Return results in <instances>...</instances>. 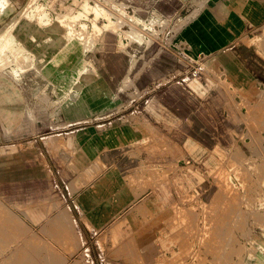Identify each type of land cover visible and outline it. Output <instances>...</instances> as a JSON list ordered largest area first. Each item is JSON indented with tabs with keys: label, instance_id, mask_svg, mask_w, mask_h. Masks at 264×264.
I'll return each mask as SVG.
<instances>
[{
	"label": "crops",
	"instance_id": "0c3cea01",
	"mask_svg": "<svg viewBox=\"0 0 264 264\" xmlns=\"http://www.w3.org/2000/svg\"><path fill=\"white\" fill-rule=\"evenodd\" d=\"M165 3L152 10L171 21L185 7L181 0ZM120 39L105 31L87 53L95 75L80 97H61L36 70L21 80L0 78V203L21 211L24 231L52 226L60 237L33 242L54 249L53 256L6 254L0 264H144L147 258L137 255L149 247L143 234L190 197L211 203L218 188L210 172L244 150V138H264L263 114L247 118L239 109L242 100L258 107L249 93L264 88V48L238 39L211 54L215 75L172 80L176 53L156 43L123 48ZM204 39L194 53L204 50ZM127 104L149 141L136 126L94 123Z\"/></svg>",
	"mask_w": 264,
	"mask_h": 264
},
{
	"label": "rangeland",
	"instance_id": "374dc122",
	"mask_svg": "<svg viewBox=\"0 0 264 264\" xmlns=\"http://www.w3.org/2000/svg\"><path fill=\"white\" fill-rule=\"evenodd\" d=\"M8 1L13 4L16 14L18 13L17 20L20 16H25L29 8L39 4V0H28L23 3L25 7L19 8L22 1ZM84 1L41 0L52 11H57L52 14L55 17L61 14V8L69 7V12L62 18L66 22L85 20L90 26L91 21L96 25H104L107 21L102 17V13ZM89 1L92 4L101 2ZM116 1L126 4L125 11L115 10L109 5L105 8L118 14L119 17L114 19L119 25L123 26L125 23L124 27L121 26L122 29H130L129 23L126 22L135 16H139L144 23H149L150 18L153 19L150 30L154 35L151 37L152 43L165 46L178 57V68L169 76L172 80L188 79L190 76L204 73L209 76L210 73L216 72L219 64L212 61L211 54L238 39H243L248 44L256 43L258 47L264 48V0H181L185 6L184 10L172 21L166 19L157 10H152L156 5L166 9L165 0ZM139 5L145 7L141 8ZM253 13L257 14L258 18L254 17ZM192 14L196 16L193 17ZM136 21L141 26L140 20L136 19ZM156 27L159 31L158 35L152 30ZM96 30L92 34L95 42L103 33L101 29ZM197 39H204L209 43L202 44L205 46L204 50L194 53ZM131 46L136 48L133 44ZM1 76L14 79L7 71L1 72L0 78ZM221 76L220 73L216 75L218 81L230 87L227 82H221ZM249 94L255 103L258 101V107L246 105L242 100L239 109L245 108L247 118L253 112H259L264 116V88L253 87ZM117 107L115 105V108ZM133 110L134 108L127 104L116 109L118 113L115 114L117 113L118 116H112V113L108 121L99 120L94 123L100 125L110 123V128L116 124H122L126 129L136 126V129L144 134L145 140L149 141L147 133L138 126ZM249 139L251 140L243 139L245 149L238 147L234 161L222 164L217 173L210 172L209 177H212L214 185L218 188L216 198L211 203L205 204L198 202L195 197H190L183 201V206L173 209L157 225L150 227L148 232L143 234L141 241H149V247L138 250L137 255L147 258L144 264H264V138L260 136ZM180 170H183L181 166L172 168L173 172ZM190 214L196 216H189ZM200 214L201 218L198 217ZM21 215V211L7 210L0 203V247L2 242L10 245L6 249L0 248V258L7 254L22 260V257L36 256L43 252L47 257L53 256L54 249L38 248L33 242L59 240V234L58 238L55 237L50 225V227L43 226L40 233L32 229L30 232L24 231ZM53 220L54 218H49L47 225H52ZM64 233L68 239L69 233L67 231ZM23 242H26L24 247H22ZM155 257L160 258L161 261L156 263L152 260Z\"/></svg>",
	"mask_w": 264,
	"mask_h": 264
},
{
	"label": "bare ground",
	"instance_id": "6f19581e",
	"mask_svg": "<svg viewBox=\"0 0 264 264\" xmlns=\"http://www.w3.org/2000/svg\"><path fill=\"white\" fill-rule=\"evenodd\" d=\"M13 1H22V5L19 4V8L21 6L25 7L23 3L28 2V0ZM100 1V3L95 2V4L90 3L89 0L84 1L91 4L98 12L100 11L103 15L101 16L107 21L104 25L101 24V26L91 21L90 23H92V25L90 26L85 20L78 22H66L63 20L64 14L69 12V7H66V9L61 8V14L56 17L53 16L52 14H55L57 11H52L50 7L41 2V0H39V4L34 5L35 7L29 8L25 16H20V19L17 20L18 13L16 14L13 9V4L8 0H0V23L2 24L0 28V73L7 71L12 74L15 80H21L24 78H22L23 74L27 73L29 70H36L40 75L56 84L60 89L61 97L69 96L72 93L80 97L86 94V88L90 87L95 75V69L93 68L94 72L90 69L92 63L87 59L86 55L92 50V47L96 43L94 39H92V34L97 31L96 29H101L103 32H117L121 38L120 44L123 48L132 44L141 47H147L152 44L151 37L154 35L150 30L153 19L150 18V20H148L149 23H144L139 16H135L132 17L129 22H126L129 23L130 29H122V24L119 25L118 21L114 19L115 17H119L117 16L118 14L113 13L110 9L108 10L105 7L109 5L115 10L125 11L124 8L126 4L116 0ZM136 19L140 20L139 24H141V26L137 24ZM38 24L40 25L37 26ZM124 24L122 27H124ZM126 26L128 25L126 24ZM157 26L162 27L160 25ZM152 30L156 31V35L159 34L157 27L156 29L152 28ZM123 40H126V42H123ZM136 63L137 58L133 57V66ZM126 81L128 85L132 82L130 78H127ZM121 89L124 88L121 87ZM136 96H138V94Z\"/></svg>",
	"mask_w": 264,
	"mask_h": 264
},
{
	"label": "built area",
	"instance_id": "2783aa9c",
	"mask_svg": "<svg viewBox=\"0 0 264 264\" xmlns=\"http://www.w3.org/2000/svg\"><path fill=\"white\" fill-rule=\"evenodd\" d=\"M184 80H185V79H184ZM184 80H183V81H184Z\"/></svg>",
	"mask_w": 264,
	"mask_h": 264
}]
</instances>
